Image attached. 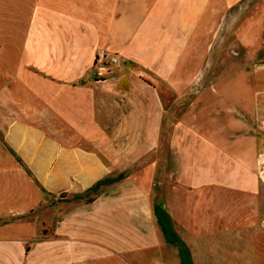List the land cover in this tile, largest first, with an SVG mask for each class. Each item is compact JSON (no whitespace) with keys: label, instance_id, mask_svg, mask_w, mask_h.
<instances>
[{"label":"crops","instance_id":"obj_1","mask_svg":"<svg viewBox=\"0 0 264 264\" xmlns=\"http://www.w3.org/2000/svg\"><path fill=\"white\" fill-rule=\"evenodd\" d=\"M245 1L0 0V264H184L181 234L156 215L177 220L154 174L204 187L253 172L264 0L235 32L244 52L220 41ZM102 48L119 62L96 64ZM166 127L172 153L151 155Z\"/></svg>","mask_w":264,"mask_h":264},{"label":"rangeland","instance_id":"obj_2","mask_svg":"<svg viewBox=\"0 0 264 264\" xmlns=\"http://www.w3.org/2000/svg\"><path fill=\"white\" fill-rule=\"evenodd\" d=\"M255 1H245L241 9L232 10L228 17V27L220 41L223 38H232L227 50L229 56L236 55V51L244 52L243 46L234 35ZM223 49V45H216L210 52V81L214 80V67ZM262 100L260 119L252 127L259 138L260 153L255 159L252 173L248 170H242L239 174L230 173L226 175L225 181L229 186L216 182L204 187L190 186L189 175L154 174L156 202L163 199L168 208L176 213L177 220L170 223L182 236L181 252L184 264H193L192 260L196 264H264V97ZM171 129L172 127H166V137L157 147L151 143V155L161 149L166 150L167 155L172 153V143L169 141ZM110 144L106 142L104 146L110 148ZM117 144L123 150L127 149L128 144L139 150L145 145L136 141H122ZM208 176L210 180V175ZM250 178L258 181L255 191L245 189L242 183L246 182V187H249ZM239 183L241 187H236Z\"/></svg>","mask_w":264,"mask_h":264},{"label":"trees","instance_id":"obj_3","mask_svg":"<svg viewBox=\"0 0 264 264\" xmlns=\"http://www.w3.org/2000/svg\"><path fill=\"white\" fill-rule=\"evenodd\" d=\"M123 177L120 176L118 178L112 179V178H105L103 180H100L96 183V185L92 186L89 190V192L94 193L95 195H98L106 186H109L119 180H121ZM156 215L158 217L159 223L162 226L163 232L167 236L169 233H171V226L170 221L167 213H165L161 208L156 207ZM185 263V260H183Z\"/></svg>","mask_w":264,"mask_h":264},{"label":"built area","instance_id":"obj_4","mask_svg":"<svg viewBox=\"0 0 264 264\" xmlns=\"http://www.w3.org/2000/svg\"><path fill=\"white\" fill-rule=\"evenodd\" d=\"M96 64L100 66L113 65L119 62L116 54L109 53L106 49H99L95 57Z\"/></svg>","mask_w":264,"mask_h":264}]
</instances>
